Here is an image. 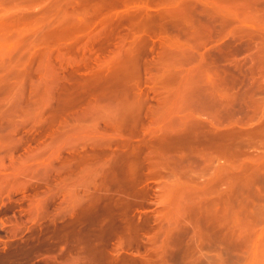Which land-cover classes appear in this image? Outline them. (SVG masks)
I'll use <instances>...</instances> for the list:
<instances>
[{
	"label": "rangeland",
	"instance_id": "rangeland-1",
	"mask_svg": "<svg viewBox=\"0 0 264 264\" xmlns=\"http://www.w3.org/2000/svg\"><path fill=\"white\" fill-rule=\"evenodd\" d=\"M0 264H264V0H0Z\"/></svg>",
	"mask_w": 264,
	"mask_h": 264
},
{
	"label": "crops",
	"instance_id": "crops-1",
	"mask_svg": "<svg viewBox=\"0 0 264 264\" xmlns=\"http://www.w3.org/2000/svg\"><path fill=\"white\" fill-rule=\"evenodd\" d=\"M210 34H211V32L209 31V33H208V38L210 37ZM205 43V42H204ZM204 43H201L202 45H204Z\"/></svg>",
	"mask_w": 264,
	"mask_h": 264
},
{
	"label": "bare ground",
	"instance_id": "bare-ground-1",
	"mask_svg": "<svg viewBox=\"0 0 264 264\" xmlns=\"http://www.w3.org/2000/svg\"><path fill=\"white\" fill-rule=\"evenodd\" d=\"M85 25V24H84Z\"/></svg>",
	"mask_w": 264,
	"mask_h": 264
}]
</instances>
